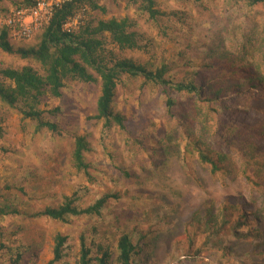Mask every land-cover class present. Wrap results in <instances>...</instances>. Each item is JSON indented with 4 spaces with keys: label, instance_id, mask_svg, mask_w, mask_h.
Wrapping results in <instances>:
<instances>
[{
    "label": "rangeland",
    "instance_id": "1",
    "mask_svg": "<svg viewBox=\"0 0 264 264\" xmlns=\"http://www.w3.org/2000/svg\"><path fill=\"white\" fill-rule=\"evenodd\" d=\"M19 1L0 0V30ZM95 1L103 10L85 3L67 25L133 19L146 43L123 55L151 68L169 63L174 80L196 72L202 93L167 94L141 77L122 75L113 106L128 120L124 132L90 119L99 82L67 81L61 97L40 104L59 108L45 115L62 126V135L36 131L33 121L0 101V205L20 210L0 216V264H46L57 233L67 239L64 257L54 264H78L81 235L92 255L104 245L115 258L122 233L141 248L138 264H264V4L156 0L160 10L176 13L152 20L132 0ZM8 41L30 47L38 38L18 40L8 32ZM27 64L42 71L33 60L0 49V69ZM258 80L262 85L252 87ZM219 88L225 91L218 99L207 101ZM167 95L175 100L170 110ZM76 135L89 143L90 177L72 166ZM248 141L256 148L250 160ZM199 150L226 159L213 171ZM104 193L116 196L99 215L64 222L30 216L64 196L85 207ZM211 214L221 227L215 235L204 224Z\"/></svg>",
    "mask_w": 264,
    "mask_h": 264
},
{
    "label": "trees",
    "instance_id": "2",
    "mask_svg": "<svg viewBox=\"0 0 264 264\" xmlns=\"http://www.w3.org/2000/svg\"><path fill=\"white\" fill-rule=\"evenodd\" d=\"M137 9L148 14L152 20L165 16L175 15L176 12H165L156 7V0H132ZM33 0H20L17 7L33 5ZM85 3L93 9L103 8L95 0H67L56 6L49 22L33 37L38 42L30 47L14 46L8 41V29L0 30V49L9 54H15L22 59H31L40 68L27 64L19 68L6 67L0 69V101L11 108H15L23 119L35 123V130H46L53 134L62 135L63 128L47 116H55L59 108L44 110L40 104L45 99L59 98L62 88L67 81L83 83L99 82L100 89L95 100V113L90 117L101 121L104 127L116 125L120 130L129 132L128 120L119 111L115 110L116 88L119 78L127 75L130 78L141 77L143 83L160 86L168 94L170 90L179 93L201 95V86L195 81L196 72L190 71V77L174 80L170 74L172 66L162 63L156 68L135 61L123 55L126 50H141L145 43L141 34L135 29V21L127 16L122 18L80 21L77 25L68 26L75 14ZM249 6L264 4V0H246ZM29 40V39H27ZM258 77L257 74H254ZM235 83L234 86L238 87ZM262 85L261 81L253 82ZM225 90L219 88L210 92L207 101H216L218 95ZM175 100L167 95L166 107L168 110ZM47 114V116L45 115ZM90 149L84 135H76L71 152V163L77 171L90 177L89 164L85 161L84 153ZM247 159H253L255 145L248 141L245 146ZM244 151V154H245ZM199 158L211 164L213 171L218 169L217 161H225L224 154L217 155V161L211 159L204 151L199 150ZM252 161V160H251ZM115 194L104 193L93 203L85 207L75 204V196H64L63 201L56 206H45L42 210L30 214L31 217L44 216L52 220L67 221L70 216L99 215L102 208ZM20 210L11 205H0V216L19 214ZM205 229L215 235L221 229L218 218L211 214L205 219ZM67 237L60 233L54 236L53 255L46 264H54L64 257V245ZM78 264H138L135 256L141 248L135 244L128 233H122L116 242V256L112 258V251L104 245L98 246V255H92L91 249L81 235L79 237ZM20 257V256H18Z\"/></svg>",
    "mask_w": 264,
    "mask_h": 264
},
{
    "label": "built area",
    "instance_id": "3",
    "mask_svg": "<svg viewBox=\"0 0 264 264\" xmlns=\"http://www.w3.org/2000/svg\"><path fill=\"white\" fill-rule=\"evenodd\" d=\"M67 0H33V5L11 10L1 20L14 39H30L45 26L54 8Z\"/></svg>",
    "mask_w": 264,
    "mask_h": 264
}]
</instances>
